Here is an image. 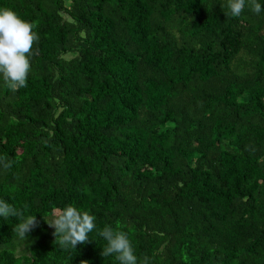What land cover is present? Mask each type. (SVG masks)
<instances>
[{"label":"trees","instance_id":"obj_1","mask_svg":"<svg viewBox=\"0 0 264 264\" xmlns=\"http://www.w3.org/2000/svg\"><path fill=\"white\" fill-rule=\"evenodd\" d=\"M226 0H0L38 39L27 86L0 80V264H117L72 204L125 232L138 264H264V11ZM46 218V219H45ZM58 239V238H57Z\"/></svg>","mask_w":264,"mask_h":264},{"label":"clouds","instance_id":"obj_2","mask_svg":"<svg viewBox=\"0 0 264 264\" xmlns=\"http://www.w3.org/2000/svg\"><path fill=\"white\" fill-rule=\"evenodd\" d=\"M248 2L249 0H226L227 11L224 12L227 16L238 17ZM251 11H264V0H253ZM33 27L31 22L22 19L14 10L0 7V80L7 83L13 91L27 86L31 68L30 53L33 42L38 39ZM9 216L18 218L15 225L17 238L27 239V233L36 224L35 215L18 213L6 200L0 199V217ZM46 220L54 228L60 248H76L78 243L87 241L89 233L96 229L97 235L106 241L101 247L103 257L114 255L117 264H138V257L128 235L111 225L97 228L96 217L88 211H81L68 204L54 218Z\"/></svg>","mask_w":264,"mask_h":264}]
</instances>
